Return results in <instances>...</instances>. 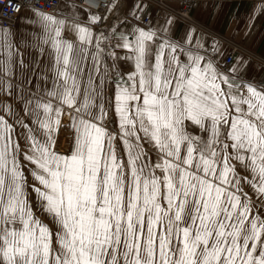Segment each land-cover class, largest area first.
Returning a JSON list of instances; mask_svg holds the SVG:
<instances>
[{"label": "snow or ice", "instance_id": "snow-or-ice-1", "mask_svg": "<svg viewBox=\"0 0 264 264\" xmlns=\"http://www.w3.org/2000/svg\"><path fill=\"white\" fill-rule=\"evenodd\" d=\"M145 7L0 28V264H264V79Z\"/></svg>", "mask_w": 264, "mask_h": 264}, {"label": "crops", "instance_id": "crops-1", "mask_svg": "<svg viewBox=\"0 0 264 264\" xmlns=\"http://www.w3.org/2000/svg\"><path fill=\"white\" fill-rule=\"evenodd\" d=\"M136 2L137 0H112L103 14L88 10L87 12L100 16L99 28L106 30V27L115 21L124 19ZM141 2L146 5L143 16L147 17L148 21L151 20L153 24L157 21L163 22V19H154L152 7L143 0ZM62 5H74L84 9L78 4V0H62L58 9ZM110 6L114 7L110 10ZM32 10L23 9L15 22L8 26L12 33L10 39L18 45L23 38H30L33 34L32 25L27 22L32 17ZM192 17L195 25L175 19L177 30L185 26L196 29L203 37L216 41L225 57L230 51V43L238 46L240 50L235 53L233 60L239 56L248 61L247 78L264 79V65L261 63V60H264V0H197L192 7ZM24 51L28 59L39 55L32 48L25 47Z\"/></svg>", "mask_w": 264, "mask_h": 264}, {"label": "built area", "instance_id": "built-area-1", "mask_svg": "<svg viewBox=\"0 0 264 264\" xmlns=\"http://www.w3.org/2000/svg\"><path fill=\"white\" fill-rule=\"evenodd\" d=\"M62 0H0V27H8L17 19L18 15L25 8L35 9L48 13H55ZM112 0H78V4L98 14L107 11ZM197 0H143L144 3L152 7L153 18L165 19L171 15L176 20L188 25H195L192 17V7ZM142 23H147L148 18L142 16ZM230 51L225 57V65H230L235 53L240 50L238 46L230 43ZM264 65V60H261ZM63 136V135H62Z\"/></svg>", "mask_w": 264, "mask_h": 264}, {"label": "rangeland", "instance_id": "rangeland-1", "mask_svg": "<svg viewBox=\"0 0 264 264\" xmlns=\"http://www.w3.org/2000/svg\"><path fill=\"white\" fill-rule=\"evenodd\" d=\"M61 138H62V136H61ZM63 143H64V139L62 138L60 141V145L63 146L64 145Z\"/></svg>", "mask_w": 264, "mask_h": 264}, {"label": "bare ground", "instance_id": "bare-ground-1", "mask_svg": "<svg viewBox=\"0 0 264 264\" xmlns=\"http://www.w3.org/2000/svg\"><path fill=\"white\" fill-rule=\"evenodd\" d=\"M23 12H24V11H23ZM62 138H63V136H62ZM62 138H61V139H62ZM61 139H60V141H61ZM63 144H64V143H63Z\"/></svg>", "mask_w": 264, "mask_h": 264}]
</instances>
